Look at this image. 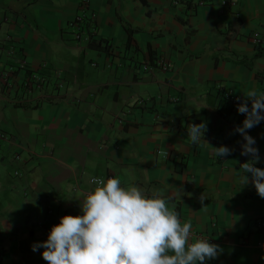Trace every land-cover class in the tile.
<instances>
[{"label": "crops", "instance_id": "obj_1", "mask_svg": "<svg viewBox=\"0 0 264 264\" xmlns=\"http://www.w3.org/2000/svg\"><path fill=\"white\" fill-rule=\"evenodd\" d=\"M257 44L264 0H0V264H47L33 246L62 216L82 214L88 178L107 175L175 204L193 238L219 246L205 264H264V198L240 180L251 157L234 129L245 116L215 87L264 92V55L252 69L227 60ZM158 57L170 68L143 69ZM29 75L47 85L22 102ZM202 122L205 141L231 155L191 143L187 125ZM246 131L264 169V121Z\"/></svg>", "mask_w": 264, "mask_h": 264}, {"label": "clouds", "instance_id": "obj_2", "mask_svg": "<svg viewBox=\"0 0 264 264\" xmlns=\"http://www.w3.org/2000/svg\"><path fill=\"white\" fill-rule=\"evenodd\" d=\"M243 97L237 112L245 119L234 131L244 141L240 155L251 159L240 164V180L246 185L250 179L264 198V169L254 166L260 160L259 150L246 131L264 121V92L251 89ZM206 131L203 122L187 125L192 144L208 147L217 158L232 154L234 149L227 146L208 144ZM162 154L167 156L166 151ZM91 184L94 187L80 201L82 214L62 216L46 241L33 246V251L44 249L41 257L47 264H205L221 251L209 239L193 238L191 222H182L175 204L160 191L148 194L114 177H93ZM183 194L176 189L177 198Z\"/></svg>", "mask_w": 264, "mask_h": 264}, {"label": "built area", "instance_id": "obj_3", "mask_svg": "<svg viewBox=\"0 0 264 264\" xmlns=\"http://www.w3.org/2000/svg\"><path fill=\"white\" fill-rule=\"evenodd\" d=\"M84 1V0H83ZM85 2L81 3V10H84V5ZM223 3V1H222ZM80 17H77L76 20H79ZM77 35V34H76ZM251 42L253 44L257 43V39L255 37H253L251 39ZM18 68L20 69H25L23 60H20L18 62L17 65ZM157 67L160 69H169L170 68V64L168 62L165 61V59L163 58H155L152 62L149 63H145L143 66L144 70H152V68ZM5 90L6 92H4V94H8L10 89V85L8 84V82L5 80V78H3L2 80ZM47 80H45L43 77L41 76H35V75H29L25 78H23L21 80V83L19 85V88L23 93H26L27 95H22L25 96V98H23L22 102H28L32 99V94L35 93H40L41 90L47 85ZM218 90H220V96L230 105H236L238 106V104L243 100V98L239 97L238 95H235L231 90H229L228 88H224L223 86H220L219 84H217L215 86ZM18 88V89H19ZM16 89V90H18ZM0 139H5V134L3 132H0ZM111 176L107 175L106 177H104L105 179L109 178ZM93 177L88 178V182L91 184V179ZM262 247H264V241L261 242Z\"/></svg>", "mask_w": 264, "mask_h": 264}, {"label": "trees", "instance_id": "obj_4", "mask_svg": "<svg viewBox=\"0 0 264 264\" xmlns=\"http://www.w3.org/2000/svg\"><path fill=\"white\" fill-rule=\"evenodd\" d=\"M186 4L189 6L190 3L188 1H186ZM108 45H109V43L104 38H100L98 40H93L92 38L91 39L89 38V40L87 42V46L91 49L96 50L97 52H106L108 50ZM262 55H264V45L260 46L259 44H257L253 50L252 55H250L249 57L242 56V57H239L237 59H227V60L232 62V63H235V64H243V65L252 69V60L254 58H256L258 56H262ZM253 71H254L255 77L261 76V72H259L258 70H253ZM15 107L35 108L36 106L16 104Z\"/></svg>", "mask_w": 264, "mask_h": 264}, {"label": "rangeland", "instance_id": "obj_5", "mask_svg": "<svg viewBox=\"0 0 264 264\" xmlns=\"http://www.w3.org/2000/svg\"><path fill=\"white\" fill-rule=\"evenodd\" d=\"M80 43L83 44L82 42H80ZM72 44H76V45L78 44L79 46L81 45V44H79V43H74V42H72ZM81 52L88 53V52H90V50L84 46L83 51H81V49H80L79 51H76L75 54L78 55V54H80Z\"/></svg>", "mask_w": 264, "mask_h": 264}]
</instances>
